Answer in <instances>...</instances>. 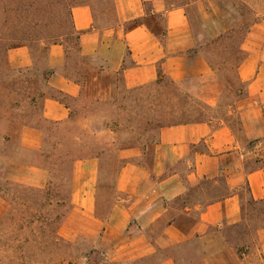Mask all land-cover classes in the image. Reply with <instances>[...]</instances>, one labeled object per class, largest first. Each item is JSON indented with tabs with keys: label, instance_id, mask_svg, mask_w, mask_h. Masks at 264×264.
Returning a JSON list of instances; mask_svg holds the SVG:
<instances>
[{
	"label": "crops",
	"instance_id": "1",
	"mask_svg": "<svg viewBox=\"0 0 264 264\" xmlns=\"http://www.w3.org/2000/svg\"><path fill=\"white\" fill-rule=\"evenodd\" d=\"M109 5L99 15L92 3L72 8L77 54L71 39L49 47L51 75L39 123L70 131L74 105L108 101L120 84L126 90L152 86L160 75L208 116L161 127L151 154L137 146L118 149L112 189L103 173L111 142L76 143L89 155L74 161L70 208L57 237L86 248L60 264H264V19L239 45L244 56L236 81L243 93L223 110L228 84L207 55L221 46L198 45L184 0ZM9 63L34 67V58L18 48ZM39 123L20 134L21 148L37 156L46 134ZM89 133L99 139L107 132ZM6 174L39 189L49 181V172L30 160L10 162ZM248 202L262 214H250Z\"/></svg>",
	"mask_w": 264,
	"mask_h": 264
},
{
	"label": "rangeland",
	"instance_id": "2",
	"mask_svg": "<svg viewBox=\"0 0 264 264\" xmlns=\"http://www.w3.org/2000/svg\"><path fill=\"white\" fill-rule=\"evenodd\" d=\"M90 1L98 15L108 8L111 2ZM197 1L200 0H184V4L188 5L198 45L209 46V42L220 34L233 33V40L225 46L222 45L221 51L207 52L208 57L216 61L220 78L228 84L222 103L224 110L226 106L234 103L235 95L243 90L236 81V67L244 56L238 51L237 45L246 25L251 26L255 21L264 19V0H207L200 5ZM74 3V0H0V134L10 137L11 153L15 152L20 158L32 157L30 153L19 155L22 149L19 150L18 145L21 147L20 134L24 124L31 122L38 125L40 122L42 99L46 94L44 79L49 70V47L54 42L60 43L67 38L71 39L74 54H77L76 38L71 35V10ZM103 24L105 25L106 21ZM18 48L30 50L34 67L16 69L10 65V53ZM174 87L168 78H164L159 86H147L131 91L120 84L113 98L108 101L74 105L71 123L67 125L70 131L58 132L55 125L39 123L46 130L44 140H47L50 147H55L56 144L59 154L73 152V155L79 152L80 148L76 146L78 142L110 141L112 146L110 153L105 154L107 160L103 173L105 187L112 189L120 167L116 161L118 149L137 146L151 154L161 127L171 122L208 116V110L199 103L188 99L187 102L172 99L171 94L176 90ZM186 110L193 113L190 114ZM175 111L180 113L174 115ZM97 129L107 132L104 138L97 139L89 133ZM49 153L55 155L53 149H49ZM3 164L4 159L0 157V168ZM4 176H7L6 170ZM3 182V177H0V189L3 188ZM67 194L66 188L63 190V196L67 197ZM15 196L16 194H11L12 198ZM6 200L0 194V217L11 208ZM67 206L58 207L56 211L62 215L68 212L70 206ZM258 206L260 205L252 202L247 203V207L253 210L250 214L254 216L262 214L257 211ZM57 229V224H50L40 238L52 240ZM58 245L59 256H53L56 261L50 264H60V258L68 253L78 254L86 248L85 244L74 247L61 243Z\"/></svg>",
	"mask_w": 264,
	"mask_h": 264
},
{
	"label": "trees",
	"instance_id": "3",
	"mask_svg": "<svg viewBox=\"0 0 264 264\" xmlns=\"http://www.w3.org/2000/svg\"><path fill=\"white\" fill-rule=\"evenodd\" d=\"M74 2V6L92 3L90 0H74ZM249 28L250 24L244 27L242 38L237 45L238 48ZM232 34L233 33L230 32L220 34L218 37L213 38L209 44L225 46L233 40ZM54 44H57V42H54ZM242 60L243 57L238 64H240ZM50 75L51 71L48 70L45 74V82H47ZM164 78L163 75H160L158 82L154 85L159 86L162 84ZM171 84L174 85L172 82ZM174 86L176 90L171 94L172 99H176L179 102H187L186 99H188V97L183 94L176 85ZM240 93L242 94L243 90H241ZM178 113L180 112L175 111L173 114L177 115ZM188 113L191 114L193 111L190 110ZM204 119L205 118H199L190 121H200ZM190 121L182 120L171 122L164 126L185 124ZM33 125L34 124H31V122H28L24 124V127ZM46 141L44 140L43 148L39 156L32 155V157L25 156L20 158L15 152L14 154L11 153L12 148L10 145L12 140L10 137L0 134V157L4 159V164L0 168V177H3L4 180L2 183L3 188L0 189V194H2L11 205L9 211L4 216L0 217V264H50L56 261L53 256L55 258L59 256L58 229L52 240L47 238L41 239L40 235L44 234L47 226L50 224H57L59 228L61 222L66 217L68 212L60 215L56 209L58 207H63V205L70 206V184L74 161L78 158L88 156L89 154L83 149H79L77 155H73V152L59 154L57 145L54 144L55 147H50ZM18 147L19 150L22 149L19 145ZM49 149L50 151L53 149L55 155L50 154ZM23 153L24 155L29 154L22 149V153L19 155H23ZM30 158L32 160H30ZM26 160L32 161L34 165H41L49 172V181L45 188L39 189L24 186L8 180L4 176L5 170L10 162H23ZM66 188L68 193L67 197L63 196V190ZM11 194H16L15 198H12Z\"/></svg>",
	"mask_w": 264,
	"mask_h": 264
}]
</instances>
